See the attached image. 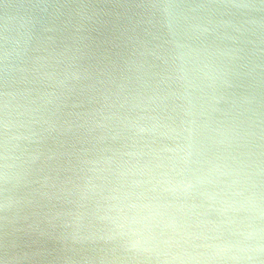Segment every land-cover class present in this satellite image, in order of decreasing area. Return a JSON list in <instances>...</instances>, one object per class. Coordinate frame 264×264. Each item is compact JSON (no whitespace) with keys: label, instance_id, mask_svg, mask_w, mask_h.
Segmentation results:
<instances>
[{"label":"clouds","instance_id":"9594fccd","mask_svg":"<svg viewBox=\"0 0 264 264\" xmlns=\"http://www.w3.org/2000/svg\"><path fill=\"white\" fill-rule=\"evenodd\" d=\"M0 264H264V0H0Z\"/></svg>","mask_w":264,"mask_h":264},{"label":"water","instance_id":"95a60500","mask_svg":"<svg viewBox=\"0 0 264 264\" xmlns=\"http://www.w3.org/2000/svg\"><path fill=\"white\" fill-rule=\"evenodd\" d=\"M11 2L15 3L17 2V0H11ZM215 120H219L222 121V124L220 125L222 128H227L229 127L228 124V117H223V116H219L216 115ZM213 127H216V124H213ZM221 137L216 136V139H220ZM209 156L210 157H214L216 158L217 162L220 163H224L227 162L229 164H231V160H230V152L229 150H227L224 147H214L211 149V151L209 152ZM214 180H217V183L215 186L213 185H207L205 190L208 192H220V193H224V192H231L232 189L228 188L227 185H229L231 183V179L228 177H213ZM151 195V194H149ZM197 203H200L199 200H197ZM204 208L201 209H197L194 212H183V213H178L175 211V209H165V208H161L159 209L161 215L156 217V220L158 222L162 223L164 221L167 220V218L170 215L175 214L178 218V221L180 223H184V224H188L191 225V227L187 228L186 231L189 232H194V233H203L204 235L208 236V237H216L218 235L217 230H215L213 228L212 225H204L201 227H196L199 219L202 217V214L204 213L206 208L209 207H220L219 203L216 204H212L208 201H204ZM232 214H229V217H231ZM210 219L213 220H219V219H224L225 223L223 224V226L221 227V229L219 230V232H222L225 234V236H227V234L233 230H235L237 228V224H232L229 225L227 224V217L225 218H219L216 216L215 213H212L211 216L209 217ZM242 217H237L236 219L239 220ZM157 234L159 235V233L161 232V228H157ZM174 236L175 240L180 241V243L178 245H173L171 248V251L173 254H178L181 253L183 251H188L192 254H200L206 251V249L203 247V245L207 244V243H213L214 241L212 239L209 240H203V239H199V240H190L188 241V243H184V240L182 239V237L180 235H174L171 230H168V232L164 235L163 238L168 239V238H172Z\"/></svg>","mask_w":264,"mask_h":264}]
</instances>
